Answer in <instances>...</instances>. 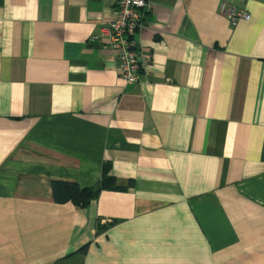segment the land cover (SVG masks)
<instances>
[{"label": "crops", "instance_id": "1", "mask_svg": "<svg viewBox=\"0 0 264 264\" xmlns=\"http://www.w3.org/2000/svg\"><path fill=\"white\" fill-rule=\"evenodd\" d=\"M116 9L0 0V264H264V0H149L133 85L89 42ZM105 163L135 187L55 201Z\"/></svg>", "mask_w": 264, "mask_h": 264}, {"label": "built area", "instance_id": "2", "mask_svg": "<svg viewBox=\"0 0 264 264\" xmlns=\"http://www.w3.org/2000/svg\"><path fill=\"white\" fill-rule=\"evenodd\" d=\"M149 0H117L115 15L102 23L89 42L101 44L112 52L117 70L128 84L142 82L148 57L142 52L137 34L142 29ZM221 12L235 26L241 20H250L249 11L223 3Z\"/></svg>", "mask_w": 264, "mask_h": 264}, {"label": "trees", "instance_id": "3", "mask_svg": "<svg viewBox=\"0 0 264 264\" xmlns=\"http://www.w3.org/2000/svg\"><path fill=\"white\" fill-rule=\"evenodd\" d=\"M111 163H105L103 176L93 186L81 187L75 182L53 181V193L57 203L72 202L79 208H84L93 200L97 199L104 190L127 191L135 187V179H129L126 183H119L118 179L111 174ZM107 228V227H106ZM87 245L80 252H86Z\"/></svg>", "mask_w": 264, "mask_h": 264}]
</instances>
